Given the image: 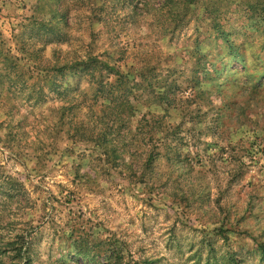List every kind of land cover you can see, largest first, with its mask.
<instances>
[{"label":"rangeland","instance_id":"1","mask_svg":"<svg viewBox=\"0 0 264 264\" xmlns=\"http://www.w3.org/2000/svg\"><path fill=\"white\" fill-rule=\"evenodd\" d=\"M193 2L0 0V264H264V0Z\"/></svg>","mask_w":264,"mask_h":264},{"label":"trees","instance_id":"2","mask_svg":"<svg viewBox=\"0 0 264 264\" xmlns=\"http://www.w3.org/2000/svg\"><path fill=\"white\" fill-rule=\"evenodd\" d=\"M172 1V0H170ZM190 3L189 4H193L194 0H189ZM46 27V26H44ZM77 59V58H76ZM83 59V58H82ZM51 71H54L58 74H63L64 71H74V76L75 79L77 80V84L74 87H67L65 88L63 91L59 90L61 86H57L54 90L55 93L61 94L62 96H64L65 94H70V93H75L80 91V83H82V80L85 78H88L89 80H87L90 84H92L93 82H95L100 88L99 90H97V96L96 98V103L99 102L100 98L98 95L102 92H104V90L102 88L103 87V76L104 73H106L107 76H111L114 75L115 77H117V81L118 82V86L117 88H119L120 86H123L122 84V78L124 77L123 71H122V66L120 64H118V62H115L112 59H102V55L101 56H88L86 59H79L78 60H68V59H64L63 62L58 61L57 64H55V66H53L52 68H50ZM47 78V77H46ZM116 84V83H115ZM115 84H111L114 85ZM58 85V84H57ZM110 93L107 94H103V97L105 96V100H107L108 102L110 101L111 105H114L111 108L114 109H118L119 108V113L117 114V118L121 117L120 116V112L121 109H123L124 107H129L131 108V105L129 104L130 100L124 99V100H116L112 88L109 89ZM134 90V86L127 88L126 89V93L128 94V96H131ZM80 94H84V91H80ZM108 95V97H107ZM159 96V95H158ZM162 96V95H161ZM159 96V103H164L163 101L166 100L168 101V98L164 97V96ZM158 104V102H156ZM160 105V104H158ZM76 105H74L73 107H75ZM156 125L158 126V130H155V128H152L149 132L151 133L152 131L154 133L158 132H162L164 129V122H163V117L162 118H156L153 117ZM108 135V132H106V134H103L102 137L105 139L104 143H109L108 140H106ZM150 138H152L151 134L149 135ZM153 157V155H149V157L147 158V162L149 160H151ZM79 255H83V261H92L95 260V256L91 255V252H85V253H79ZM106 261H110L109 259H106ZM27 263V262H25ZM109 263V262H108ZM28 264V263H27Z\"/></svg>","mask_w":264,"mask_h":264}]
</instances>
